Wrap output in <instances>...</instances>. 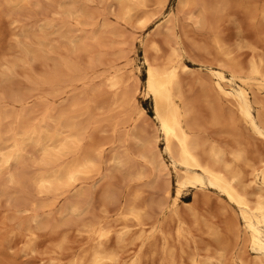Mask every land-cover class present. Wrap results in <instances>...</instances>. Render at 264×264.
I'll return each instance as SVG.
<instances>
[{
    "label": "bare ground",
    "instance_id": "1",
    "mask_svg": "<svg viewBox=\"0 0 264 264\" xmlns=\"http://www.w3.org/2000/svg\"><path fill=\"white\" fill-rule=\"evenodd\" d=\"M247 1H253V0H247ZM27 2H31V1L30 0H0V6L7 5L12 10V9L21 8ZM116 2L119 4V18L121 20L128 22L136 18V21L137 22L139 21V23L141 22L142 26L148 23L146 21L150 18L148 17L149 16L148 7L150 0H116ZM157 2H158L157 4L162 5L163 8H165L169 0H158ZM179 2L182 8L184 7L187 8V6H192V5L195 6V9L190 7L192 11L194 10L195 12H191V14L189 15V18L191 20H194V23H196L201 27H209V28H211L212 27L211 25L214 24L213 26L215 27L214 29L216 30L217 26L215 25L218 24L216 22L222 18V14L224 13L223 11H225L226 7L230 5L229 3L231 2V0H179ZM59 10H60L59 13L61 15V20L59 23L54 21H47L43 24H40L39 30H36L37 26L36 27L34 26L35 30L33 31H24L23 35L25 39L26 38L30 39L29 42L32 41V43H30V45L23 44L24 46H22V52H21L22 56L17 57V59L20 58L19 61H22L23 64L26 61L33 62L41 57L42 58L49 57L52 55V54L50 55L49 53L54 52L56 48H57L56 51H58V47L55 45L56 48H54L53 44L50 45L49 48L47 49L45 48V46L48 45L46 41L47 39L46 34L40 36L38 34L39 31H42L43 33H47L46 31L50 30L51 28H54L55 33L56 34L58 33V36H60L61 38L63 37L65 43L67 41L75 52L80 50H82L83 52V50L87 46L86 43L88 39L89 40L93 39L94 41L97 42L101 41L100 40L101 31L99 28H94V21L91 20H95L93 18L95 14L93 13V11H90L91 10L90 8L88 9L87 0H61L59 3ZM260 13L262 18L264 19V6L260 9ZM256 15H258V12ZM261 16H259V18ZM208 17L209 19L212 17L211 18L212 22L208 19ZM163 18L164 20H162L159 24L167 23L169 21L172 22V19L177 21V17L176 15H173V13H168ZM71 19H74L75 21L74 25L73 24L71 25L70 22ZM108 24L103 23L102 26L104 25L108 26ZM174 26L172 27L174 28ZM86 27L87 28L93 27V32L90 34L84 32L86 30ZM169 27L170 26H168L167 28ZM75 29L79 31L82 30L83 31L82 35L75 36L76 34L75 35L73 34V32L76 31ZM181 37L179 35V31H174L173 42L175 43L173 46H171L172 47L171 56L168 58L167 61H165V63L157 64L153 62L151 59H149L146 55L144 56V64L146 65V72H145L146 78L144 82L141 81V83L139 84L143 83L141 85L143 86L141 92H144V94L148 95L153 102V106H154L153 120L156 124V128L154 130L152 129L153 134L148 133V127L146 129H142V124L145 123L143 122L141 124V128H138L137 126L136 129L133 131V133H128L127 135V140L132 139L133 142L137 144L138 146L137 151H135L134 153L131 151L133 150L132 146L135 145V144L134 145L131 144L132 145V146L130 145L131 150H128L126 148L127 149L126 154L120 153L119 149L116 147L119 152L114 151L115 153H113L111 156L109 155L110 156L109 160L111 161V163L115 165L116 168L123 169V171H125L126 173V176L130 178V181L131 179L134 180L144 179L147 176V168L148 169L150 168L151 172L155 176H160L162 174H165L168 176V178L172 177V172H174L176 177L175 186H173V184L171 183L170 178L167 179L168 181H166V183L164 182L165 183L164 191H166V197L162 199L160 203H158V208H159L158 214L160 215V219L159 222H155L156 223L155 225L151 224L152 226L149 229L146 227V225L148 224L144 222V215L147 214V210H148L145 206H143L144 204L138 205L135 202H131L132 200L129 201V198L128 200H126V198L124 200H118L119 195L117 196L118 193L116 194L115 190L108 189L106 193V198L109 200H113L114 202L117 203V205L115 203L116 205L115 209L117 211V213L115 214H117L119 219H121V221H123L124 223L122 226L118 224V226L120 225L121 228L117 230H115V228L118 227L117 226L115 227V223H114L116 222V218L114 219V222H112L111 221L112 215L109 214L110 212L108 213L109 210L107 211V209L105 210L103 209L102 211L104 212L103 215L94 214L95 216L92 215L93 216V217L91 216L92 218L86 217L91 212L89 211L90 202L88 201V203L86 202L87 205H83L82 201L84 202V200H81L83 199L82 197L83 195L85 196L88 195L86 193L87 191L86 189L85 192L79 191L77 193L78 199L76 198V200H70L63 208L62 207L60 208L61 210L57 209L58 211L56 210L54 211L52 209L51 204L47 203L45 200H42L43 202L39 201L40 199L39 197L60 193V191H62L63 188L69 186H70L69 188H71L72 185L74 186V184H76L79 180H82L83 177L89 176L95 171L96 172L99 171L98 168L100 169L99 163L101 160L100 158L102 152H98L100 150L97 151L98 147L100 146L87 148V144H86V147H83L85 145V144L83 145V141L85 138L86 131H88L87 129H89V126H91L90 125L91 118L88 119L89 123L86 122L87 120L79 121L77 119L78 117L77 112L79 114V111H81L84 108L83 106L81 110L77 109L80 103L82 102V100L81 102L79 101L78 98L76 100L75 99L72 100L71 101L72 103L70 105H72L74 109L72 108V110L70 109L64 110L63 108V110H60L57 113H54L55 111L53 112V109H51L50 106H48L49 108H46V112L41 119V124L39 125L34 121L35 120L33 116L34 110L25 108L27 107L26 104H24L25 107L22 108L20 107V109L17 108L19 104L24 103L25 96L27 94L22 93L21 91H13L11 89L6 90V88L8 87L7 83L11 81V72L9 73L10 69L8 65L6 70L2 69L1 71L0 69V177L5 175L3 177H5L6 182L10 183L11 185L17 184L20 187H23V190H25V192H27L26 190L29 188L28 185H30V187L32 185L35 191L33 192L36 193V195H32L30 193L29 196L24 195L23 197L13 196L14 197L13 199L9 197V199L12 201L11 203L13 204V208H15L14 210L15 214L13 213L14 216L12 220L16 221L17 222L16 224L18 226V229L16 228L13 229L18 230L17 232H19V234L21 235L20 237H23L24 239L23 240L24 245L22 247L23 252H26L27 250L33 251L35 249L37 239L40 236L38 231L41 229L48 230L49 228L54 232L61 231V233L62 232L64 233L60 237V241H58V243L56 244L57 248L55 247L56 249L53 250L54 253L56 254H60L62 252L63 246L68 240L67 232L69 233L70 231H76L77 235L85 237L84 239H86L87 241L86 240L85 241L86 243H88L87 247H84L83 249L81 248L82 249L81 251L79 250L80 252L76 254L75 252L72 253L74 255H72L70 260L66 263H64L62 259L56 255V259H58V261H61L59 262L60 264H142L141 254L136 253L137 252L136 250L134 251L135 254L134 255L132 254V257L129 258V260H124L120 255L121 253L118 247H124L128 238H132V239L136 238L141 241L140 247L142 248L147 242H149L150 238L154 236L155 233H157V231L163 232L161 226L163 217L166 216L167 214L169 215V213L170 215L171 213H173L174 215L180 217L179 208H180V202H183L182 197H183L184 189L187 186H194L196 188L202 189V191L206 189L211 190L220 197L219 200L225 201L227 203L226 205L229 208L231 207L233 209L232 216L234 214V220L237 221L235 223L234 222L229 223L228 225L229 230L235 233L237 237L236 239L239 240V238H242L241 239L242 241L240 242L241 244L237 243L238 250L235 252L233 256H231L232 262L236 264H264V155L263 154H262L263 156L260 155L259 158L251 157L252 159L251 160L249 159L250 156L248 158V154L246 155V151L244 149L246 147H243L242 146L243 144L241 145L243 141H241V143L240 141H238V139L241 138L240 136L239 138L237 137L238 139L236 137L235 139H232L236 142V145L234 147L228 148L224 146V144H221L219 142L216 141L210 142L211 140L206 138L207 135H204L203 131L199 130L198 126L196 125L198 122L195 121L197 118L193 120L194 116H192L193 114L192 108L189 105V102L191 101L187 102L183 91L182 73L191 72L190 67L185 63V58L186 59L187 57L190 58L191 55L188 56L187 50H185L184 47L185 44L183 45L184 42H182L184 38L183 40H181L182 39ZM21 38L19 36V38L17 39L20 40ZM212 40L218 52L223 54L224 57L226 58L225 61L223 60V64H220L218 66L216 65L217 67H213V66L207 67V74H208L207 76L211 80L209 81L210 82L209 86H207L208 84L206 85V83H204L206 86L204 88L206 90L208 91L213 90L215 93L213 101L216 104L214 105L212 104L213 106H215V110H214L215 120H217V122L221 120L219 117L220 114L218 112L221 113L223 111L220 109L223 108L222 106H224V104L226 103L227 107L225 108L227 109L225 110L227 113L226 115L227 118L225 119L229 121L228 123L226 122L227 124L230 125V126L228 125L229 128L232 127L231 124H233L236 121V118L238 117V121L240 120V122H242L243 125H245V126L241 125L242 127L244 128L246 127V129L248 128L249 131H251L254 134L253 136H256L258 139H261L264 142V97H260V95L263 94L264 92V58L262 57V55L254 56L253 58H251V61H249L250 63L248 62L249 64L248 69L244 71L242 67H240L242 64L241 62L240 65L238 63H235L236 61H238L236 59H235L236 61L233 62L232 56L235 55L232 54V51H231L232 56H230V54L228 53V51L230 50L228 49L227 52L225 51L226 49L224 50L222 45L224 42H222L221 44L220 38L214 36ZM27 42L28 41H26V43ZM33 42L35 44L37 43V45H35ZM140 43L144 44L145 40H141ZM156 43L154 42L153 46L156 49H158ZM62 46L63 45L61 44L60 47ZM65 46L63 48H65ZM224 47L226 48V46ZM145 48L146 47H144L143 49ZM44 51L45 53L49 51V53L45 54ZM144 52H146V50ZM17 59L16 58L14 59L13 61L14 63L11 61L13 63V64L10 63L11 66L18 64ZM51 59H53V57ZM56 60L57 59H55L53 71L50 75H48L49 77L46 78V81L47 83H49L50 87L53 88L55 91L57 90L60 91L59 89L62 90L63 87L61 83L65 81L67 86V82L69 81L65 80V78L77 72L76 70L77 68L75 66L76 63L74 62L75 63L74 64L73 62H71L69 58L68 59L66 58L62 61H56ZM19 64L21 63L19 62ZM110 67L112 68V66ZM118 67L116 66V68ZM245 67L247 68V66ZM96 72L98 73L99 71ZM105 73H108V71ZM75 76H79V75H75ZM85 76L84 79L87 78ZM96 76L99 77V75ZM130 76L131 75H128V77ZM132 76L134 77V75ZM75 78H77L76 80L78 81V77ZM70 79L72 80L74 79V77ZM125 80L126 78H123L122 74L119 73L118 70H115L112 73H110L105 79L106 85L114 92L115 95L114 96L115 100L112 101L114 103L113 106L122 109L131 108V112L130 111L129 112L131 113L130 116L132 118H133L132 116L133 114H135L137 117L141 115L143 116L145 114V108L140 103V99H139L140 94L138 95L136 94L139 88L137 87L134 90H132L133 88H131V90L127 89L128 88L127 86H126L127 88H125V85H128L125 84ZM81 81L83 80L81 79ZM73 83L74 82H72L71 84ZM34 84L36 83L34 82ZM67 87L70 88L69 86ZM92 90L94 89L92 88ZM81 91H86V90H81ZM100 91L98 92L100 93ZM208 91H206L205 95H208L207 94ZM96 93H94L95 96H97ZM7 102L9 106L11 104L13 106L8 107ZM88 103L90 104V102ZM107 103L110 104V102ZM98 107H100V105H98ZM67 108H69V106H67ZM75 109H77V112ZM90 109L87 106L84 110V113L85 112L90 113L91 116V112H89ZM127 109L126 111L127 113H129L128 112L129 109L128 110ZM216 109L220 111H217ZM73 110H75V112ZM116 111H118V108H116ZM121 114H123V111ZM128 115L129 114H126V116ZM85 116H89V114ZM123 119L121 121H123ZM48 120H53L52 121L53 124H50ZM221 122L223 121L221 120ZM122 123L123 122H121V124ZM134 126L136 125H133V127ZM149 127L152 128L155 127V125ZM94 130L96 132V128H94ZM119 132L124 133L126 132V130L118 131V134ZM233 134L235 136V132L231 131L230 135ZM119 135H121L122 137L124 134L121 133ZM124 136L126 137V135ZM121 139L123 140V137ZM94 140L95 139H93V141ZM123 141L125 142V140ZM160 142L163 143L164 145L163 148L160 147ZM96 144L97 145L101 144V146L104 145L103 141L102 143L101 142L95 143V145ZM28 147H30L31 150L33 149L40 153L39 158L36 159L37 161L34 162H36L35 164L38 163V165L45 168L44 171L41 170L40 173H38L36 176H30L28 175L29 173L27 174V172L25 171L26 170L25 165L27 163L26 153L28 151ZM31 150H29V152ZM69 156H71L70 159H68ZM133 156L137 157L138 161L137 158H134ZM87 178L89 179V177ZM87 178L85 177L84 179ZM5 185H7V183H5ZM111 187L112 186H110V188ZM6 188L7 187H5L4 189L3 187L2 190H0L1 191L0 195L8 194L7 191L9 190L6 191ZM77 189L78 188L76 186V190ZM13 191L16 190L14 189ZM120 195L122 196L123 194ZM120 199H122V197ZM29 211L31 212L28 213ZM25 213L28 214L24 215ZM112 213L114 214L113 211ZM109 216L111 217L110 219H108ZM129 221H133L134 223L131 224ZM134 226L136 227L135 229H133ZM163 227H165V225ZM64 231L67 232L65 233ZM178 231L179 234H181V231L180 230ZM209 233L214 238L220 236L219 231H217L215 228H210ZM115 234H116V238H115ZM219 244L221 243L219 242ZM115 245H117L118 247L116 248ZM162 247H164V251L166 252V246L164 245ZM227 248L228 246L226 244L223 245L222 243L220 249L218 248V250H216L214 253L208 252L207 257H205L204 255L202 256L203 258L201 257L202 259L200 258L199 254L196 251V253L194 252L189 257V260L191 261V264H227V256H228L227 253L229 252L228 251L229 248L228 249ZM247 249L250 252V254L252 253L249 260L245 259L246 256L244 258V254L245 252H247ZM173 254L169 251V255L172 257L170 263L168 262L169 264H177V262L175 261L176 257L173 256Z\"/></svg>",
    "mask_w": 264,
    "mask_h": 264
},
{
    "label": "rangeland",
    "instance_id": "2",
    "mask_svg": "<svg viewBox=\"0 0 264 264\" xmlns=\"http://www.w3.org/2000/svg\"><path fill=\"white\" fill-rule=\"evenodd\" d=\"M30 1L31 2L25 3L21 8L12 9V10L7 5H4L6 7L2 5L0 6V69L1 71L2 69L6 70L7 65H8L10 69L9 73L11 72V81L7 83V86H8L7 88L9 89L6 88V90L11 89L13 91H21L22 93L27 94L25 96L24 103L19 104L17 108L20 109V107L21 108L25 107L24 104H26L27 107L25 108L34 110V114H33L34 119H35L34 121L38 123L39 125L41 124V119L46 112V108H49L48 106H50V108L53 109V112L55 111L54 113H57L58 111L63 110V108L64 110H69V109L72 110L73 107L72 105H70L72 103L71 102L72 100L74 99L76 100L77 98L79 99L80 102L82 100V102L80 103L77 109L81 110L84 106V108L81 110L83 112L78 110L79 111V114H78L77 109H75L78 115L77 119L79 121L87 120L86 122L89 123L88 119L91 118V121H90L91 126L88 125L89 129H87L88 131H86L85 138L83 141V145L84 144L85 145L83 147H86V144H87V148H92L94 146H97V147L100 146L98 147L97 151L100 150L98 152H102L101 158H100L101 160L99 163L100 169L98 168L100 172L97 171L99 174L95 171L96 174L94 172L92 173L93 175L91 174L89 176H85L86 178L89 177V179L88 178L84 179L85 177H83L82 180H79L76 184H74V186L72 185L71 188H69L70 186L63 188L64 190L62 189L60 193H57L58 195L51 194L48 196H44L45 198L39 197L40 199L39 198L38 199L40 202H43L42 200H45L47 203L51 204L52 209L54 211L55 210L58 211L61 207L63 208L70 200H76V198L78 199L77 193L79 191L85 192V189H86L87 190L86 193L88 195L85 193L87 196L83 195L82 196L83 199L80 198L81 200H84V202L82 201L83 205H87L88 201L90 202L89 211L91 212L86 217H91L94 214L103 215L104 213L102 212L103 209L104 210L107 209V211L109 210L108 213L110 212L109 214L112 215V216L110 215L112 217L111 221L114 222V219L116 218V222L114 223H115V227L116 226L118 227V228H115V230H117V229H120L124 223L123 221H121V219H119L117 214H115L117 213L115 209L117 203L114 202L113 200H109L106 198V193L108 189H111V190H115L116 194L118 193L117 196L118 195L120 196V197L118 196V200H124L125 198L126 200H128L129 198V201L132 200L131 202H135L138 205L144 204L143 206H145L148 209L147 214L144 215V222L148 224L146 225L148 229L152 225H155L156 224L155 222H159L160 215L158 214L159 212L158 203H160V201L166 197V191H164L165 190L164 186H165L166 181H168L167 179L170 178L171 183L173 184V186H175L176 177H175L174 172H172V177L168 178V176L165 174L160 175L161 176L160 177V176H155L151 172V169L147 168V176L144 179L142 180L131 179L132 181L131 182L130 178L126 176L125 171H123V169L116 168L115 165H113L109 159H110V156L113 153H115L114 151H117V152L120 151V153L126 154L127 152L126 150L127 149L131 150V146L134 144L135 145L132 146V149L133 150L135 149V150L134 151L131 150V151L133 153L137 151V147H138L137 144L133 142L132 139H131L132 141L127 140V135L128 133H133V131L136 129L137 126L138 128H141V124L143 122L145 123L142 124V129H146L148 127V133L153 134V130L156 128V124L153 120V117H154L153 102L148 95L144 94V92H141V89L143 87L141 85L143 83L139 84L141 83V81L144 82L146 78V73H145L146 65L144 64V56L146 55L149 59H151L153 62L157 64L165 63V61H167L168 58L171 56V53H172L171 46H173L175 43L173 42L174 41L173 39L174 31H179L180 37L182 36L181 40H183L184 38L182 42H184L183 45L185 44L184 47H185V50H187L188 56L190 55L192 56V57L190 56V58L187 57L188 60L185 58V63L190 67L191 72L182 73V82H183V91H184L185 99L187 100V102L191 101L189 102V105L192 108V112H193L192 116H194L193 120L197 118L195 121L199 123V124L198 123L196 124L199 130L203 131L204 135L208 136V137L206 136V138L211 140L210 142L216 141L221 144H224V146L228 148L234 147L236 145V142L232 139H235V137L239 138L240 136L241 138L239 139L237 138V139L238 141H240V143L241 141H243L241 145L243 144L242 146L246 147L244 149L246 151V155L248 154V158L250 156L249 159H251V157L259 158L260 155L262 154L264 155V142L261 139H258L256 136H253L254 134L251 131H249L248 128L246 129V127L245 128L242 127L241 125H243V123L240 122V120L238 121L237 116H236L237 117L236 121L233 124H231L232 126L231 128H233L234 126V128L236 129L233 128L234 129L233 130L229 128L230 125L227 124L229 121L225 119L227 118L226 116L227 113L225 110L227 109L225 108L227 107L226 103L224 104V106H222L223 108L220 109V110H223L221 112L222 115L220 112H218L220 114L219 117L223 122H221V120H219V122L215 120V116H214L215 106H213L214 104H216L213 101L215 93L213 90L208 91L204 88L206 87L204 83H206V85L208 84L207 86H209L210 85L209 81L211 80L207 76L208 75L207 67L208 66L217 67L218 65L223 64V60L225 61L226 59L224 55L218 52L217 48L215 47L214 42L212 40L214 36H217L218 38L221 39L220 41L221 44L222 42H224L222 44L223 48L224 50L226 49L225 50L226 52L228 51V49L230 50L228 51L230 56H232V54L236 56V57L232 56L233 62L238 60L235 63H238L239 65L241 62L242 64L240 67H242L244 71L248 69V66H249L248 62L251 61V58H253L254 56L262 55V57L264 58V22H263L264 19L262 18L261 13H260V9L264 6V0H258V1L256 0L255 1L254 0L253 1L231 0V2L229 3L230 5L226 7L225 9L226 12L223 11L224 13L222 14V18L216 22L218 24L215 23L216 24L215 26H217L216 30L214 29L215 27L213 26L214 25L213 23H212L213 25H211L213 28L212 27L211 28L201 27L197 25L196 23H194V20H191L189 18V15L191 14V12H195L194 10L192 11L190 7L195 9V6L192 5V6H187V8L186 7L182 8L179 0H169L165 8H163L162 5L157 4L158 0H150L149 7H148V12H149L148 17L150 18L148 19L149 21L148 20L146 21L148 23L145 24L144 26L141 25V22L140 23L139 21L137 22L136 18L128 22L121 20L119 18V4L116 2V0H90V1L87 0L88 9L90 8L91 9L90 11H93V13L95 14V16H93L95 20H91V21H94V28H99L101 31L100 33L101 41L97 42V41H94L93 39H90V40L88 39L86 43L87 46L83 50V52L82 50L75 52L73 48L70 46V44H68L67 41L65 43L63 37L62 39L60 36H58V33L57 34L55 33L54 28H51L50 30L46 31L47 33H43L42 31H39L38 34L40 36H43L46 34V38H47L46 41L48 45L45 46V48L47 49L50 47V45L53 44L54 48H56V46L58 47V51H56L57 50L56 48L54 52L49 53V51H47V53H45L46 51L45 50L44 51L45 54L49 53L50 55L51 54L52 55L51 56L48 55L49 57L38 58L37 60L33 62L26 61L27 64L26 62L23 64L22 61H19L20 58L17 59V57L22 56L21 52H22V46H24L23 44L30 45V43H32V41L29 42L30 39H27V38L25 39L23 35L24 31H33L35 30L34 26L35 27L37 26L38 28L36 27V30H39L40 24H43L47 21H54V22L59 23L61 20V15L59 13L60 11L59 3L61 0H30ZM256 11L258 12V15L261 16L260 18L258 15H256L257 14ZM168 13H173V15H176L177 21L172 19V22L169 21L167 23L159 24L162 20H164L163 17H165ZM211 18L209 19L208 17V19L212 22ZM70 22H71V25L72 24L74 25L75 23L74 19H71ZM103 23L105 24L109 23V24L108 26L107 25L102 26ZM171 25L172 26L175 25L174 28ZM168 26L170 27L167 28ZM75 30L76 31L73 32L74 35L76 34L75 36L82 35L83 33L82 30L80 31L77 29ZM84 32H86L87 34L92 33L93 27H88V28L86 27V30ZM18 35L20 36V38L23 37L20 39L21 41L17 39L19 38ZM106 37H109V38H106ZM141 40H145V43L144 44L140 43ZM26 41H28L27 43L29 44H27ZM154 42L155 43L157 42L156 44L158 46V49H156L153 46ZM59 44L60 46L61 44L63 46L60 47ZM35 45H37V43ZM64 46L65 48H63ZM224 46H226V48ZM144 47L146 48L143 49ZM127 50H128V53H127ZM145 50L146 52H144ZM151 51L153 52V54ZM231 51H232V54H231ZM52 57L54 60L51 59ZM15 58L17 59L18 64L11 66V64L14 63L13 61ZM66 58L67 59L69 58L71 62L76 63L74 64L77 68L76 69L77 72L65 78V80L70 82L69 83L66 81L67 86H69L70 88H68L66 86L65 81H63L61 85L63 87L65 86L64 87L65 89L62 86L61 87L64 92L61 89H59L60 91L58 90L55 91L53 88L50 87L49 83H47L46 78H48L49 77L48 75H50L53 71L55 59H57L56 61H62ZM19 62L21 64H19ZM110 66H112V68L114 66V68L112 69ZM116 66L118 68H116ZM245 66H247V68ZM106 70L108 71V73H105L107 72ZM115 70H118V72L122 74L123 78H126L125 84H128V85H125V88L128 87L127 89H130V90L131 88H133L132 90L136 89L137 87L139 88V90H137L139 93L137 92L136 94L137 95L140 94L139 95L140 103L145 108V114L143 116L141 115L137 117L135 114H133L132 115L133 118H132L130 116L131 108H128L129 110L127 108H124L125 109L124 110L122 108L115 106L116 108H118V111H116V108L113 106L114 103L112 102L113 100H115L114 92L105 83L106 77ZM96 71H99V72L97 73ZM82 73H85V74H82ZM75 75H79V76H75ZM83 75L84 76L87 75L85 76L87 78L84 79ZM96 75H99V77H97ZM128 75H131V76L128 77ZM132 75H134V77ZM72 76L74 77V79H72L73 81L70 79V78H73ZM75 77H78V81L76 80L77 78ZM81 79L83 81H81ZM34 82L36 84H34ZM72 82L74 83L71 84ZM85 83H87L88 85ZM92 88L95 91L92 90ZM81 90H86V91H81ZM205 90L208 91L207 92L208 95H205L206 93ZM96 91L98 94L96 93ZM98 91H100V93ZM109 91L113 93H110ZM94 93H96L97 96H95ZM261 95L260 97H264V92ZM82 97L83 98L86 97L85 99L87 100L83 99ZM88 102H90V104ZM107 102H110V104ZM97 104L100 105V107L101 106L102 107L101 108L98 107ZM12 106H13L12 104L10 106L8 104V107H12ZM67 106H69V108H67ZM87 106L89 107V109L90 107L92 109V110L91 109L89 110V112H91V116H90V113H86V112L84 113V110ZM109 107L111 108V110ZM112 108H113V111H112ZM126 109L128 110V112L129 111L130 112L127 113ZM75 110L73 111L75 112ZM216 110L220 111L218 109ZM122 111H123V114H121ZM124 112L129 115L126 116ZM87 114H89V116H85ZM134 118H135V121H134ZM122 119L123 121H121ZM52 121L53 120H48L50 124H53ZM121 122L123 123L121 124ZM124 122L126 126L124 125ZM133 125H136V126L133 127ZM153 125H155V127H152V128L149 127ZM94 128H96V132ZM126 128H129V129H126ZM149 128L151 131L149 130ZM118 129H121V130H118ZM230 129L232 132H235V136L234 134L230 135L231 133ZM122 130L123 131L126 130L127 132V133L121 132L122 134L126 135V137L124 135L122 136L125 142L121 139L122 138L121 135H119L121 133L119 132L118 134V131H122ZM91 131H93L94 133ZM231 136H234V137H231ZM92 138L96 140V141L94 140L95 143H100V142L102 143L103 141L104 145L102 146L101 144L95 145ZM126 140H127V143H126ZM163 146H164L163 143L160 142V147L163 148ZM116 147L119 149V151L117 150ZM29 148L30 147H28V151L26 153L27 163L25 165V169H26L25 171L27 172V174L29 173L28 175L30 176H36L38 173H40L41 170L44 171L45 168L38 165V163L35 164L36 162H34V161H37L36 159L39 158L40 153L38 151H35L33 149L31 150V148L30 149ZM29 150L31 151L29 152ZM133 157L137 158L135 156ZM70 158L71 156L68 157V159ZM137 161H138V158H137ZM109 166H112V167H109ZM3 176L0 177V190H2L3 187L4 189L5 187H7L6 191L7 190L9 191H7L8 193L7 195L6 194L0 195V264H45V263L46 264H60L59 262L61 261H58V259H56V255L59 258H61L64 263H66L70 260L72 255H74L72 253L75 252L76 254L80 252L84 247L88 246V243H86L87 240L84 239L85 237L77 235L76 231H70L69 233L67 231H64L65 233L67 232L68 234V238H67L68 240L64 244L62 252L60 254H56L54 253L53 250L57 248L56 244L58 243V241H60V237L64 233L63 232L61 233V231L54 232L53 230L48 228V230L41 229L38 231L40 236L37 239L35 249L33 251L27 250L28 252L27 251L23 252L22 247L24 245V241H23L24 239L23 237H20L21 235L19 234V232H17L18 230L13 229V228L18 229V226L16 224L17 222L12 220L15 214L14 212L15 208H13V204L11 203L12 201L9 199V197L13 199L14 198L13 196L23 197L24 195L29 196L30 193L32 195H36V193H34L35 191L32 185L31 187L30 185H28L29 190L28 189L26 190L29 193L28 194L27 192H25V190H23V187H20L17 184H16L17 186L15 184L11 185L10 183L6 182L5 181L6 179ZM126 178H128L130 182ZM127 181L129 182V184ZM5 183H7V185H5ZM10 186L12 189L10 188ZM76 186L78 188L77 190H76ZM110 186L112 187L110 188ZM14 189L16 191H13ZM13 192L16 194H14ZM120 194H123V195L121 196ZM121 197L122 199H120ZM219 199L220 197L214 192H212L211 190L206 189L202 191V189L196 188L194 186H187L183 192V197H182L183 202H180V208H179L180 217L174 215L173 213H171V215L169 213V215L167 214L166 216H164L162 219V223H161L163 232L157 231V233H155L154 236L150 238L149 242H147L148 244L146 243L142 248L140 247L141 241L136 238L134 239L128 238L124 247H118L117 245H115V247L116 248L118 247L121 253L120 255L124 260H129V258L132 257V254L133 255L135 254L134 251L136 250L137 251L136 253L141 254L142 264H169L172 258L169 255V251H170L172 254L174 253L173 256H175L176 258L175 257L173 258H175V261L177 262V264H185V263L191 264L189 257L194 252L196 253L197 251L200 258L204 255L205 257H207L208 252L214 253L216 250H218V248L220 249L223 243V245L226 244L229 248V249L227 248L229 251L227 253L228 254L227 264H236L232 262L231 256H233L235 252L238 250L237 243H240L242 241L241 240L242 238H239V240L236 239L237 237L235 233L229 230V226H228L229 223H233V222L235 223L237 220L236 221L234 220V214L232 216L233 209L231 207L229 208L226 205L227 203L225 201H221ZM146 201L148 202V204ZM112 211L114 212V214L112 213ZM30 212L31 211H29L28 213ZM28 213H25L24 215ZM110 216L108 217V219L111 218ZM156 218H157V221H156ZM129 222L131 224L134 223L133 221H129ZM118 224H120L121 226L120 225L118 226ZM164 225L165 227H163ZM135 228L136 227L134 226L133 229ZM210 228H215L217 231H219L220 236H218L217 238H214L213 236H211L209 233ZM178 230L181 231V234H179ZM115 238H116V234H115ZM219 242L221 244H219ZM163 244L166 246V252L164 251V247H162L164 246ZM251 254L247 249V252H245L244 254V258L246 256L245 259L249 260L251 257Z\"/></svg>",
    "mask_w": 264,
    "mask_h": 264
}]
</instances>
